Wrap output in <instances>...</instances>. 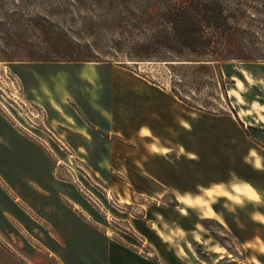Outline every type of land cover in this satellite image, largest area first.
Instances as JSON below:
<instances>
[{
  "label": "rangeland",
  "instance_id": "1",
  "mask_svg": "<svg viewBox=\"0 0 264 264\" xmlns=\"http://www.w3.org/2000/svg\"><path fill=\"white\" fill-rule=\"evenodd\" d=\"M139 4L0 0V264H102L99 259L110 244L156 262L161 258L160 263L179 264L162 251L167 245L194 264H264V196L253 185L248 183L259 200L236 193L234 186L245 182L232 177L194 200L178 191L151 198L130 186L123 165L118 163L119 173L112 166L115 159L97 153L105 138L130 145L123 137L94 134L90 127L92 121L108 124L101 110L110 102L98 89L116 80L109 70L118 72L123 86H135L131 77L142 78L172 94L176 89L192 106L206 107L200 111L178 98L186 116L214 120L213 125L245 140L251 147L246 155L256 156L255 144L264 139L263 62L224 64L223 87L204 70L118 56L123 63L103 55L117 56L120 26L137 25ZM249 4L257 12L245 20L247 42L264 55V0ZM126 42L120 45L123 52L129 50ZM73 55L90 62L64 61ZM38 57L54 61H31ZM55 104L89 137L70 126ZM121 105L118 111L110 108L115 120L132 118L131 108ZM131 121L139 126L141 118ZM251 155L246 165L253 164ZM221 176L210 174L209 180ZM215 248L222 253L210 259Z\"/></svg>",
  "mask_w": 264,
  "mask_h": 264
},
{
  "label": "crops",
  "instance_id": "2",
  "mask_svg": "<svg viewBox=\"0 0 264 264\" xmlns=\"http://www.w3.org/2000/svg\"><path fill=\"white\" fill-rule=\"evenodd\" d=\"M109 72L114 73L116 80L112 81L114 79L112 77L111 81L105 84L106 91L105 87L100 86L98 89H102L103 95L110 102L101 110L109 118L108 124L98 125L97 121H92L90 127L94 134L102 137L106 134L109 140L113 135L123 137L132 145H123L118 141L108 143L105 138V140L102 139L105 147L101 149L97 146L96 150L101 157L115 159L117 163L113 161L112 166H117L119 173L122 169L120 166H124L129 176V184L135 191L142 195H149L151 198L156 194L163 196L166 193L178 191L181 195L184 194L183 197L189 195L194 200L199 198L202 190L214 191L216 186H222L229 182V177H232L253 185L257 193L264 196V170L260 169V167L264 169L263 138L260 139L262 145L255 144L254 155L256 156L246 155V150H251V147L245 140H241L240 136H232L233 131L213 125L214 120L198 122L197 118L192 119L186 116L188 110L171 92L145 79L135 77L129 78L135 86H123V82L117 80L118 72L115 70H109ZM88 79L94 78L88 76ZM95 80L99 81L98 78ZM99 93L101 94V91ZM123 102L126 107L131 108L128 115L132 118L134 116L141 118L139 126H133L132 121L130 122L132 118L128 116L123 119L122 113H120L123 116L122 120H115L110 108L118 111V108L123 107L121 105ZM187 124L190 125L189 128ZM233 128L237 129L235 126ZM144 131H148L149 134H143ZM79 133L88 137L83 132ZM250 155L254 157L250 158L251 160L258 162V167L254 162L245 164L244 160ZM214 173H221L222 176L219 179L209 180L210 174ZM183 230L187 233L196 231H189L188 228ZM156 237L161 243L164 242L157 235ZM163 249L164 253L174 255L179 264H194L186 254H183L184 260L175 254L174 250V254L170 252L171 249L167 245H163ZM215 249L212 255L209 254L210 259L219 248ZM158 254L163 255L159 251ZM99 261H102V264H163L166 260L160 263V258L156 262L139 253L111 247L110 244ZM164 264L169 262L166 261Z\"/></svg>",
  "mask_w": 264,
  "mask_h": 264
},
{
  "label": "trees",
  "instance_id": "3",
  "mask_svg": "<svg viewBox=\"0 0 264 264\" xmlns=\"http://www.w3.org/2000/svg\"><path fill=\"white\" fill-rule=\"evenodd\" d=\"M140 1L134 15L137 25L128 30L120 26L117 56L107 53L103 54L105 57L116 60L124 56L130 62H166L176 70H204L223 87L227 83L222 71L224 64L264 63V55L247 42L249 29L245 20L251 11L257 12L249 4L252 0ZM123 41H127V52L120 48ZM85 58L73 55L63 59L72 63L89 61ZM31 61L54 60L38 57ZM172 92L190 107L200 111L206 108L190 105L176 89ZM224 93L227 97L226 88Z\"/></svg>",
  "mask_w": 264,
  "mask_h": 264
},
{
  "label": "bare ground",
  "instance_id": "4",
  "mask_svg": "<svg viewBox=\"0 0 264 264\" xmlns=\"http://www.w3.org/2000/svg\"><path fill=\"white\" fill-rule=\"evenodd\" d=\"M55 108L58 114H60L64 119H67L70 126L77 127V132H83L85 136H88L82 129H80V126H78L76 121L71 116H69L59 104H55ZM216 253H222V249L220 248L216 250Z\"/></svg>",
  "mask_w": 264,
  "mask_h": 264
},
{
  "label": "clouds",
  "instance_id": "5",
  "mask_svg": "<svg viewBox=\"0 0 264 264\" xmlns=\"http://www.w3.org/2000/svg\"><path fill=\"white\" fill-rule=\"evenodd\" d=\"M256 166L258 167L259 165L257 164ZM234 190L236 193H241L244 195H250V196L254 197L256 200L260 199V197L256 194V192L253 190V188L247 182H245L242 186H240V185L234 186ZM225 195H228V194L225 193Z\"/></svg>",
  "mask_w": 264,
  "mask_h": 264
}]
</instances>
